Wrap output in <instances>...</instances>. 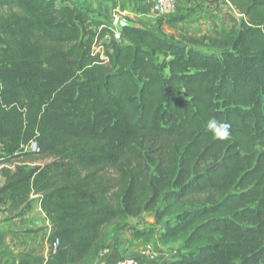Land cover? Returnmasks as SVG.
I'll return each instance as SVG.
<instances>
[{
    "label": "trees",
    "instance_id": "obj_1",
    "mask_svg": "<svg viewBox=\"0 0 264 264\" xmlns=\"http://www.w3.org/2000/svg\"><path fill=\"white\" fill-rule=\"evenodd\" d=\"M207 1L240 13L238 30L182 40H209L223 61L141 21L117 41L113 22L73 0H0V199L23 216L37 195L51 223L47 255L7 247L5 264H94L113 223L194 200L159 237L188 252L163 264L264 261V91L254 86H264V0ZM184 19L163 21L176 29ZM105 38L107 60L93 52ZM158 52L173 57L166 77ZM247 65L256 72L245 76ZM212 119L228 125L227 139L208 130Z\"/></svg>",
    "mask_w": 264,
    "mask_h": 264
},
{
    "label": "rangeland",
    "instance_id": "obj_2",
    "mask_svg": "<svg viewBox=\"0 0 264 264\" xmlns=\"http://www.w3.org/2000/svg\"><path fill=\"white\" fill-rule=\"evenodd\" d=\"M180 1L182 2L180 3ZM75 2L79 4L81 8H86L88 11L91 10L92 16L95 19L103 20L108 24L109 22L111 23L115 20V15L117 12L111 11L109 13H102L98 9L94 8L92 4L88 2V0H76ZM178 4L183 6H180L183 11H179V8V10L176 9V11L170 15L185 16L184 21L179 24L178 28L172 29L167 24H165L163 20L170 16L163 17L158 16L155 13L154 15H156V18H153V21H147L143 23L149 29L161 36H164L166 39L175 40L179 44L187 46V48H193L198 52L210 56L218 61L225 60L223 57V48H220L219 46H213L209 40L192 44L183 41L182 37L194 35L216 36L219 38L220 35L221 37H224L230 33L234 34V32L237 31L239 27L235 24L234 19L240 21L242 19V15L234 10L230 4L224 1L210 4L207 0H179ZM238 21H236L237 24ZM106 39L107 38L97 43L95 48L104 50L101 43H104ZM172 58V56H168L163 52H158L154 55L155 62L158 64L160 72L164 77L168 76L170 73L168 64ZM251 72L255 73L256 70L248 65L242 68V73L245 76ZM254 86L256 87L258 94L264 91L263 85H260L256 82ZM197 203V200L191 201L182 211L172 215L163 216L162 210L164 208V202L159 201L150 204L138 216H130L125 221L113 223L107 229L108 238L106 246L94 264H104L106 261L114 257H134L147 262V264H163V262L167 260H174V258H177V255L179 254H186L188 251L185 249L182 242L165 244L160 241L159 237L162 232L167 230L168 227L173 226L180 221L185 210L192 207H197ZM8 207L9 201H2L0 199V224H14L15 222H20L21 224L25 223V218L15 219L17 213H11L7 211ZM39 217L40 216L34 212L33 218L30 219V222L33 220L39 221ZM37 228L41 227L34 226L21 229L25 231L30 229L34 230ZM150 232H153L154 234L153 238L148 240L146 238V234ZM140 233H144V235L141 236ZM48 239L49 235L46 234L42 239V242L38 244L36 243L38 247H35L45 255H47L49 252V249H46V240L49 243ZM2 251H4V249ZM152 256L154 257L152 258ZM227 261H232L235 264H241L242 258L225 254L219 260L221 264ZM0 264H3V260L0 261ZM260 264H264V261H262Z\"/></svg>",
    "mask_w": 264,
    "mask_h": 264
},
{
    "label": "crops",
    "instance_id": "obj_3",
    "mask_svg": "<svg viewBox=\"0 0 264 264\" xmlns=\"http://www.w3.org/2000/svg\"><path fill=\"white\" fill-rule=\"evenodd\" d=\"M73 1L75 2L76 0ZM88 2L102 13H109L111 11L117 12L115 15L116 17L117 15H124L131 20H140L142 22L153 21L152 19L156 18V15H154V12L152 10V0H88ZM181 2L182 1H180V3ZM180 6L181 5L178 4L177 9L179 10L180 8L179 11H183L181 8L183 6ZM33 198L36 200L32 203L31 209L25 215L16 216L15 218H25V223L21 224L20 222H15L14 224H0V251H2L3 249L5 250L7 247H9L14 251V254L19 251L28 249H34L35 251L39 252V249L35 247H38L37 244L42 242V239L46 234H50L51 223L41 209L40 202L37 199V195L33 196ZM34 212H36L37 215L40 216L39 221L33 220L32 222H30V219L33 218ZM34 226H43L45 228L38 233L28 232V230L23 231L21 229ZM46 244V249L48 250L49 243L47 242V240ZM0 259L3 260V264H5L6 257L0 256Z\"/></svg>",
    "mask_w": 264,
    "mask_h": 264
},
{
    "label": "built area",
    "instance_id": "obj_4",
    "mask_svg": "<svg viewBox=\"0 0 264 264\" xmlns=\"http://www.w3.org/2000/svg\"><path fill=\"white\" fill-rule=\"evenodd\" d=\"M178 2L179 0H152V10L158 16H163V17L169 16L176 11ZM113 25H114V22H113ZM114 38L117 41L122 40L121 31H119L116 27L114 29ZM96 44L97 43H95V45ZM95 45L93 46L94 54L98 53L101 55V58L107 60V56L105 55L104 51L100 50L99 48L96 49ZM26 149L36 152L38 151L39 148H38L37 142L34 140H31L26 146ZM58 244H59V240L57 239L53 243V250H56ZM153 257L154 256H152V258ZM104 264H147V262L134 258V257H114L106 261Z\"/></svg>",
    "mask_w": 264,
    "mask_h": 264
},
{
    "label": "clouds",
    "instance_id": "obj_5",
    "mask_svg": "<svg viewBox=\"0 0 264 264\" xmlns=\"http://www.w3.org/2000/svg\"><path fill=\"white\" fill-rule=\"evenodd\" d=\"M208 130L219 139H227L230 134L228 125L216 119H212L208 122Z\"/></svg>",
    "mask_w": 264,
    "mask_h": 264
},
{
    "label": "water",
    "instance_id": "obj_6",
    "mask_svg": "<svg viewBox=\"0 0 264 264\" xmlns=\"http://www.w3.org/2000/svg\"><path fill=\"white\" fill-rule=\"evenodd\" d=\"M115 27L119 31H123L125 28H142V25L135 20H131L124 15H118L114 21Z\"/></svg>",
    "mask_w": 264,
    "mask_h": 264
}]
</instances>
